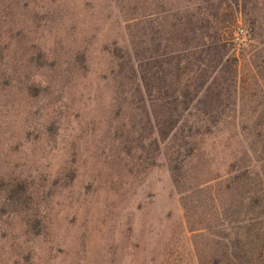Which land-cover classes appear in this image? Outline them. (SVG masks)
I'll list each match as a JSON object with an SVG mask.
<instances>
[{"label":"rangeland","instance_id":"obj_1","mask_svg":"<svg viewBox=\"0 0 264 264\" xmlns=\"http://www.w3.org/2000/svg\"><path fill=\"white\" fill-rule=\"evenodd\" d=\"M135 3L152 13L217 7L224 40L252 29L254 46L264 40V0ZM132 6L0 0V264H197L163 146L126 135L117 116L127 108L114 55L129 47ZM250 77L242 65L238 127L264 118V87ZM230 131L196 138L220 175L229 136L243 133Z\"/></svg>","mask_w":264,"mask_h":264},{"label":"trees","instance_id":"obj_2","mask_svg":"<svg viewBox=\"0 0 264 264\" xmlns=\"http://www.w3.org/2000/svg\"><path fill=\"white\" fill-rule=\"evenodd\" d=\"M135 2L125 0L134 4L127 11L129 47L114 55V77L127 108L117 116L127 119L125 133L143 131L156 150L163 146L197 264H264V176L257 170L264 168V118L248 127L236 121L240 67L264 87V40L260 47L252 44L254 29L238 43L233 37L239 30L224 40L230 30L217 7L152 13ZM262 36L259 31L257 38ZM235 128L243 133L228 135L235 149L226 147L233 150L220 175L210 170L213 158L196 138ZM204 233L213 239L202 241Z\"/></svg>","mask_w":264,"mask_h":264},{"label":"built area","instance_id":"obj_3","mask_svg":"<svg viewBox=\"0 0 264 264\" xmlns=\"http://www.w3.org/2000/svg\"><path fill=\"white\" fill-rule=\"evenodd\" d=\"M243 36H244V32L239 30L237 33H235V35L233 37V42L234 43L240 42V40L243 38Z\"/></svg>","mask_w":264,"mask_h":264}]
</instances>
